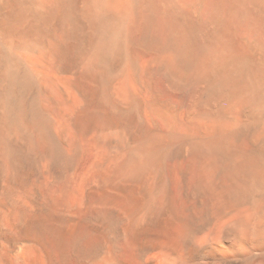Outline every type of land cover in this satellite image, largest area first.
Masks as SVG:
<instances>
[{"label":"bare ground","instance_id":"6f19581e","mask_svg":"<svg viewBox=\"0 0 264 264\" xmlns=\"http://www.w3.org/2000/svg\"><path fill=\"white\" fill-rule=\"evenodd\" d=\"M0 264H264V0H0Z\"/></svg>","mask_w":264,"mask_h":264}]
</instances>
